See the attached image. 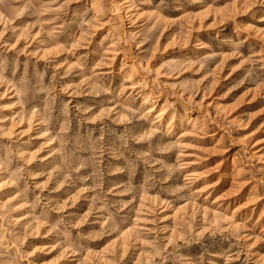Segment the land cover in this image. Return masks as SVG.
Returning <instances> with one entry per match:
<instances>
[{
    "label": "rangeland",
    "instance_id": "obj_1",
    "mask_svg": "<svg viewBox=\"0 0 264 264\" xmlns=\"http://www.w3.org/2000/svg\"><path fill=\"white\" fill-rule=\"evenodd\" d=\"M0 264H264V0H0Z\"/></svg>",
    "mask_w": 264,
    "mask_h": 264
},
{
    "label": "bare ground",
    "instance_id": "obj_2",
    "mask_svg": "<svg viewBox=\"0 0 264 264\" xmlns=\"http://www.w3.org/2000/svg\"><path fill=\"white\" fill-rule=\"evenodd\" d=\"M128 2H129V1H127L126 3H128ZM130 88H131V89H135L136 87L133 86V87H130ZM163 116H164V113H161L158 117L162 119ZM173 119H174V117L172 118V121H173ZM170 124H171V123H170ZM171 126L173 127L174 124H172ZM171 126H170V127H171Z\"/></svg>",
    "mask_w": 264,
    "mask_h": 264
}]
</instances>
